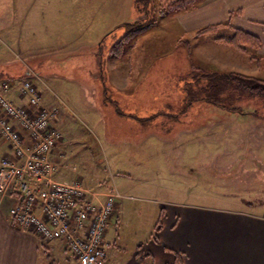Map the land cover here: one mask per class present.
I'll return each instance as SVG.
<instances>
[{"label": "rangeland", "instance_id": "1", "mask_svg": "<svg viewBox=\"0 0 264 264\" xmlns=\"http://www.w3.org/2000/svg\"><path fill=\"white\" fill-rule=\"evenodd\" d=\"M28 1L23 22L15 20L8 36L0 37V80L10 77L8 73L15 79L27 77L25 61L45 82L49 74H59L49 79L53 84L58 80L59 91L66 92L69 101L58 102L51 94L44 99L65 117L60 116L57 125L64 135L60 150L77 164L76 174L85 175L79 176L89 188L108 192L115 187L126 196L108 229L109 238L117 240L110 252L129 253L146 242L173 203L253 210L252 205L262 201L264 117L203 100L188 104L186 92H196L194 76L201 73L235 71L264 77L261 48H250L246 55L215 41L235 30L225 21L203 20L213 11L220 17V0L208 7L213 0H201L186 10L166 13L161 0H153L152 13H139L135 0ZM147 14L140 25L152 21L149 27L117 49L129 29L126 24ZM218 24L221 27L201 32ZM65 42L64 54L54 53ZM11 98L21 103L18 91ZM240 104L246 110H264L255 98ZM60 255L53 254L55 264L78 263Z\"/></svg>", "mask_w": 264, "mask_h": 264}, {"label": "crops", "instance_id": "2", "mask_svg": "<svg viewBox=\"0 0 264 264\" xmlns=\"http://www.w3.org/2000/svg\"><path fill=\"white\" fill-rule=\"evenodd\" d=\"M26 2L29 1L0 0V37L8 36L14 27L15 20L23 22L25 16L23 7L27 5ZM217 2L219 1H209L206 5L207 7L216 5ZM216 6H221L220 17H217V13L213 11L211 16H206L203 20H219V23L225 21L233 29H242L256 36L262 41L260 53L264 56V0H220ZM66 47V42L64 45H57L54 53L64 54ZM45 50L50 49L45 47ZM38 51L41 52L42 49ZM26 53L31 55L29 50ZM96 56H100L99 52ZM102 62L100 59L101 75ZM24 64L28 67L26 75H30V71L36 74L35 82L44 96L51 94L58 102L60 99L69 101L66 92L59 91L58 80H55L56 84H53L49 79L50 77L58 79L57 72L49 74L45 82L30 63L25 61ZM66 65L70 68L69 63ZM10 74H13L8 73L11 78H15ZM96 80L94 79L95 82ZM101 80L98 77L99 83L103 84ZM19 105L29 107L22 96ZM94 109L100 111L97 107ZM147 115L139 116L147 117ZM60 116L63 117L62 110L59 112L56 125L59 124ZM61 147L63 142L59 143L55 149L56 157L62 152ZM215 148L216 145L213 147L216 152ZM10 150L9 144L4 139L0 140V159ZM64 153L66 155V152ZM79 175L85 177L82 172L76 174L66 168H61L57 174L58 177L69 181L76 179ZM85 183L88 185V182ZM17 202V196L0 194V264H48V261L53 260L49 258V255L52 257H61V253L66 255L62 252L59 243L45 242L33 230H21L11 224L9 210ZM252 206L253 210L244 209L242 206L205 205L197 202L173 203L168 206V211H163L162 227L157 234V240L152 237L154 228L150 238L146 242H140L132 252L119 255H116L114 251L110 252L111 246L116 247L117 240L109 238L108 234L111 231L107 233L109 244L107 261H111L109 264H112L114 260L116 264H264V196L262 201ZM114 218L110 228H113ZM147 252L149 254L146 255ZM115 255L117 258H114ZM66 258L73 263L74 259L68 256Z\"/></svg>", "mask_w": 264, "mask_h": 264}, {"label": "built area", "instance_id": "3", "mask_svg": "<svg viewBox=\"0 0 264 264\" xmlns=\"http://www.w3.org/2000/svg\"><path fill=\"white\" fill-rule=\"evenodd\" d=\"M35 78L32 72L21 80L0 81V138L11 149L0 159V194L18 197L10 222L59 243L79 264H106V235L126 196L117 189L93 190L79 176L70 181L57 176L61 168L76 173L77 164L64 152L54 155L64 139L56 126L59 110L45 102ZM14 90L28 108L11 100Z\"/></svg>", "mask_w": 264, "mask_h": 264}, {"label": "trees", "instance_id": "4", "mask_svg": "<svg viewBox=\"0 0 264 264\" xmlns=\"http://www.w3.org/2000/svg\"><path fill=\"white\" fill-rule=\"evenodd\" d=\"M167 1L168 0H161L162 12L165 11V13L168 11L186 10L192 6L194 7L201 0H170L168 1V4ZM153 5V0H135V7L139 13H152L154 10L153 8H155L153 7ZM167 5L168 7H170V10ZM146 17H148V14L145 17H139L135 24H126L127 28L129 29L127 33L122 37V39L117 42V49L123 48V46L128 42L129 39L134 36V34L136 35V33H138L139 31L145 30L149 27L152 21L148 24L146 23L144 25H140L142 24V20H145ZM219 27H221V25L219 24L217 26H209L203 28L201 32H209ZM234 29L235 30L231 35L218 36L215 38V41L230 45L233 48L237 49V51L243 52L246 55L250 54H248L250 48L260 49L262 47V41L256 36L249 34L242 29ZM194 79L195 82H198L199 87L194 93H191L190 90H186L187 96L189 97L188 104H191V102H194L196 100H203L207 103L213 104L214 106L228 111L240 113L248 112L254 114L257 117H264V110H246L244 106L240 104L244 100L255 98L262 103L261 108L264 109V77L244 74L235 71L212 70L207 74L201 73L199 77L194 76ZM189 84H192V82H190ZM197 93L200 96L198 98H194V95H196ZM139 119L144 122H148L150 120L149 118ZM161 220L162 219H160L155 226V231L152 236L154 240H157V234L162 227ZM147 254L149 253L147 252L146 255ZM50 257L52 258V255H49V258ZM52 259V263L55 264L56 259Z\"/></svg>", "mask_w": 264, "mask_h": 264}]
</instances>
